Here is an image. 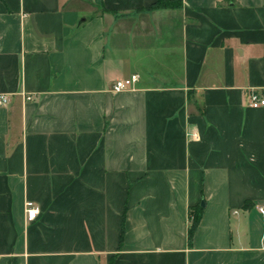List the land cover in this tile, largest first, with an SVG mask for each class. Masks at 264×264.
<instances>
[{
    "label": "crops",
    "instance_id": "obj_1",
    "mask_svg": "<svg viewBox=\"0 0 264 264\" xmlns=\"http://www.w3.org/2000/svg\"><path fill=\"white\" fill-rule=\"evenodd\" d=\"M155 1L0 0V264H264V0Z\"/></svg>",
    "mask_w": 264,
    "mask_h": 264
},
{
    "label": "built area",
    "instance_id": "obj_2",
    "mask_svg": "<svg viewBox=\"0 0 264 264\" xmlns=\"http://www.w3.org/2000/svg\"><path fill=\"white\" fill-rule=\"evenodd\" d=\"M140 79V75L138 73H133L128 77L119 79L115 82L113 88L115 91H122L127 88L133 87ZM10 100L9 95L0 94V105L7 104ZM250 105L253 107H262L264 106V95L260 94L257 90H253L250 93ZM260 210L264 212V208L260 207ZM26 211L28 213V218L33 220L37 218L40 213V206L32 201L28 200L26 202Z\"/></svg>",
    "mask_w": 264,
    "mask_h": 264
},
{
    "label": "trees",
    "instance_id": "obj_3",
    "mask_svg": "<svg viewBox=\"0 0 264 264\" xmlns=\"http://www.w3.org/2000/svg\"><path fill=\"white\" fill-rule=\"evenodd\" d=\"M229 1V0H226ZM181 4V0H156L150 9H163V8H177ZM204 207L198 203L189 208V227H188V242L190 245L193 243L194 235L198 225L202 219ZM124 233V229H123ZM122 233V237H123Z\"/></svg>",
    "mask_w": 264,
    "mask_h": 264
},
{
    "label": "water",
    "instance_id": "obj_4",
    "mask_svg": "<svg viewBox=\"0 0 264 264\" xmlns=\"http://www.w3.org/2000/svg\"><path fill=\"white\" fill-rule=\"evenodd\" d=\"M202 205H204V202L202 203Z\"/></svg>",
    "mask_w": 264,
    "mask_h": 264
}]
</instances>
